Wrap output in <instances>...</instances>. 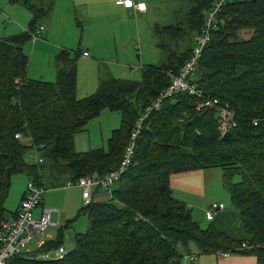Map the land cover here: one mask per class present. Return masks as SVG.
Instances as JSON below:
<instances>
[{"label": "trees", "instance_id": "obj_1", "mask_svg": "<svg viewBox=\"0 0 264 264\" xmlns=\"http://www.w3.org/2000/svg\"><path fill=\"white\" fill-rule=\"evenodd\" d=\"M187 1V29L174 24L156 29L170 39L167 45L156 40L167 62L144 65L136 80L102 78L95 93L80 98L78 50L61 49L56 55L55 81L27 75L24 44L56 0H10L23 4L33 18L25 32L0 39V216L10 213L5 200L14 174L24 173L42 185L49 177L52 187H59L69 179L118 168L137 121L167 89L170 73L177 74L191 56L194 38L216 2ZM216 25L194 76L203 97L178 93L144 119L133 161L112 186V196L93 198L78 210L75 217L86 214L89 224L75 233V245L62 258L36 256L63 244L74 217L32 255L18 254L8 264H173L182 259L178 246L190 251L196 245L208 253L244 241L250 246L234 251L255 254L257 263L264 264V0L227 2ZM186 30L195 33L189 40ZM242 30L250 31V37H242ZM207 98L235 112L237 125L228 136L218 129L216 107L198 109ZM104 109L118 110L121 126L106 147L78 152L75 135ZM17 133L31 136L32 144L17 139ZM34 147L40 163L28 156ZM215 167L223 170L243 238L232 237L211 220L203 226L192 207L173 193L171 174Z\"/></svg>", "mask_w": 264, "mask_h": 264}, {"label": "crops", "instance_id": "obj_2", "mask_svg": "<svg viewBox=\"0 0 264 264\" xmlns=\"http://www.w3.org/2000/svg\"><path fill=\"white\" fill-rule=\"evenodd\" d=\"M9 1L10 0H0V11L3 8L4 15L6 16L5 19L0 15V39L25 32L29 29L28 24L31 23L33 18L31 11L23 7L22 4H11ZM147 4V12L140 13L136 16L131 13L128 8L119 5L118 0H56L51 12L45 18V23L43 21L40 22L41 25L45 27L43 36L36 41L30 39L31 43L28 41L24 44L23 48L25 54L29 56L30 53L31 55V63L27 71L28 77L50 82L55 81L57 78V69L52 63L61 49L78 50L79 52L77 96L80 98L93 94L98 90L103 74L105 77L113 76L116 78H124L130 75L131 72L129 71V67L137 68V66L134 65L136 62L134 30L132 33L131 29L129 31L130 41L128 39L121 40L122 47H119L117 44L115 33L112 39L108 38V30L113 25L115 29V24L117 23L119 25L122 22H127V20H132L133 16L138 17L140 15L141 19L150 16L158 7V4L156 0H147ZM7 15H10L12 20L6 21ZM4 20L7 22L6 24L3 22ZM83 23L89 24L86 34L93 30L97 34L98 40L93 37V35L91 39L83 40L85 31ZM79 26L81 27L80 33L78 32ZM118 35L124 38L119 28ZM83 52H88V56H84ZM151 53L154 54V50L151 51ZM142 55V51L138 53V56L141 57ZM115 57L120 61L114 60V62L112 59ZM141 65L142 67L144 65L146 66V64ZM148 65L157 64L150 63ZM107 110L109 109H104L101 115L104 114L108 116ZM89 123L85 130L86 132L89 130ZM106 131L108 132V128ZM78 148L93 149L91 137L88 135V137L85 138L82 135H77L75 138V149L79 152ZM215 170L207 168L171 174L170 182L173 193L178 199L185 201L190 206L196 207L201 205L205 207V216L203 217H205L207 221H215L220 229L234 238H243L246 234L241 218L235 209H226L227 202L225 199H227V196L221 188V182H219V184L215 183V180L219 181V178L222 179L223 182V173L218 174ZM14 175L12 177V185L13 180L17 178L20 179L21 182L19 181L18 187L15 190V192H17L15 205L10 206L11 208L6 207L9 212L17 210L29 180L27 175L26 177ZM14 177L16 178L14 179ZM55 189H52V195L51 192H49L43 200L42 205L54 209L52 214V225H57L59 228L70 219L74 218L78 210L87 203H85L81 188L78 186L67 187V192L61 196H58V190ZM93 198L103 200L110 198V196L101 188H96L93 192ZM207 198L211 200L209 205L213 201H221L225 204L223 208L215 211L214 218L212 219L206 217L207 205L204 202L207 201ZM196 199L203 200L202 204L195 202ZM40 209L41 207L36 210L38 215L40 214ZM193 212L195 213L194 210ZM77 220L78 219L75 217L69 228H75ZM77 232H81V230H77ZM49 236L48 238L50 239L55 237V234L49 233ZM198 261L199 259L197 262ZM202 262L208 263V259L204 258ZM215 264L258 263L255 254L233 252L228 256L220 255V259L218 258Z\"/></svg>", "mask_w": 264, "mask_h": 264}, {"label": "built area", "instance_id": "obj_3", "mask_svg": "<svg viewBox=\"0 0 264 264\" xmlns=\"http://www.w3.org/2000/svg\"><path fill=\"white\" fill-rule=\"evenodd\" d=\"M229 1L231 0H216L212 9L208 11L203 27L194 38L191 56L185 61L177 74L170 73L171 82L167 89L159 94V96L147 107L143 116L137 121L136 128L131 134L130 141L125 148L124 157L118 168L104 175L92 173L77 179H69L61 185L62 187H80L85 203H89L92 200L93 192L96 188H101L106 191L109 196H112V186L120 179L121 175L133 161L136 140L144 119L153 110L159 109L164 100L178 93H188L196 97H203L199 85L194 80L196 68L204 48L211 40L213 31L217 28V17L224 5ZM118 3L128 8L131 13L136 16L148 10L147 0H118ZM44 29V25H41L32 33L33 41L43 36ZM88 54V52H83L84 56H88ZM213 107H216L218 110L220 125L224 130L223 134L236 127L237 122L235 113L229 109L228 105L220 104L218 99L212 98H207L199 104V108ZM15 137L29 145L33 142L31 136H25L22 133H17ZM34 151L36 153V158L34 159L38 161V163L42 162V159L38 157L36 147H34ZM45 190L46 188L44 185L29 179L17 210L0 216V264H8L9 259L18 254L32 255L35 248L41 247L46 240L49 239L46 238L50 237L49 234H46V230L52 224L54 209L42 205ZM224 206L225 204L221 201L211 202L206 209V217L208 219L214 218L215 211ZM39 207H41L40 214L36 216L35 212ZM32 241L35 242L34 246L31 245ZM249 246V243L244 241L240 246L228 250L219 249L216 253L221 256H228L235 252L234 250H241ZM67 252L68 250L62 244L56 248L38 253L36 256L41 259H56L64 257ZM180 255L182 258L181 260L185 262L197 258L196 253H185Z\"/></svg>", "mask_w": 264, "mask_h": 264}, {"label": "rangeland", "instance_id": "obj_4", "mask_svg": "<svg viewBox=\"0 0 264 264\" xmlns=\"http://www.w3.org/2000/svg\"><path fill=\"white\" fill-rule=\"evenodd\" d=\"M156 2L158 4V7L154 10L153 13L150 14V16L143 17L142 19H141L140 15L138 17L133 16L132 20H127V22H122L119 25L117 23V24H115V29H114V25H113L108 30V38L112 39V37H114V33H115V35L117 37L116 41H117V44L119 45V47H122V45H121L122 41L121 40L128 39L130 41L129 31L131 29V33H132L134 30V40H135L134 50H135V56H136V62L134 65L137 66V68H135V67L130 68L129 67V71L131 72V74L124 77L126 79H134V80L140 79L141 78V72H142V65L141 64L148 65L150 63H155L157 65H160L164 62H167V53L165 52V50H162L159 47H157L156 40L161 39L164 42V44L167 45V44H170V39L165 33L159 34L156 31V29L158 27H162L164 25L174 24L176 26H181V27H184L185 29H187L188 24L186 22V15L188 14L189 9L191 7V4L187 0H156ZM11 4H17V3H11ZM19 4H21V3H19ZM22 6L25 7L23 4H22ZM0 15L6 19V16L4 15L3 8L0 11ZM47 15H49V14H47ZM47 15H45L41 19V21H43L44 23H45V18L47 17ZM144 15H146V14H144ZM7 16L8 17H7L6 21L12 20L11 19L12 17L10 15H7ZM6 21L4 20L3 22L6 24L7 23ZM28 25L30 27L31 23H29ZM88 25H89L88 23H83V26L85 27L83 40L91 39L92 35H93V37H95L98 40V36L93 30L86 34V32L88 31L87 30ZM80 26L78 27L79 33L81 32ZM118 28L123 33L124 38L122 36L118 35ZM186 31L189 34L186 37L187 40H189L190 35H195L194 32H190L189 30H186ZM240 32H241L242 37H244V38H249L251 35L250 31L247 32L246 30H242ZM79 37H80V35H79ZM29 43H31L30 40H29ZM128 44H129V42H128ZM137 48H138V50H137ZM153 50L155 52L154 54L151 53V51H153ZM141 51L143 52V55L140 57V56H138V53H141ZM149 51H150V53H149ZM112 60L113 61L114 60L120 61L116 57ZM29 61H30L29 62V64H30L31 63L30 53H29ZM52 65H54L56 68V59L55 58H54ZM103 78H105L104 74H103ZM224 105H228V107L230 109L229 104L226 103ZM198 109H199V107H198ZM107 113H108V116H105L104 114L101 115V113H100L97 117L92 118L90 120L91 122L89 121L90 123L88 126V129H89L88 132H86L85 130L82 132H79L80 134L77 133L75 135V138L77 135H82L85 138H87L89 135L91 137V140H92L93 149H97L100 147H106L109 138L112 136L113 130H115L114 128H116V127L119 128L121 126V121H122L121 113L118 110H107ZM217 122H218V129H219L220 133L223 135L224 130L220 125L219 113H218ZM236 122H237V120H236ZM107 128H108V132L106 131ZM109 129H110V131H109ZM32 150L33 151H30L28 153V156L30 157V159L32 161H34V158H36L35 157L36 153H35L34 149H32ZM86 150L89 151L90 149H79V152H81V151L85 152ZM212 169H214V170L220 169V170H215L216 173H218V174L223 173V170L221 168H212ZM16 175L26 177V174H23V173L15 174L14 176H16ZM15 178L16 177H14V179ZM19 181H20V179H18V178L13 180V185L11 187V191L9 192V195L5 200V206L6 207L11 208L10 206L15 205V201H16L15 197L17 194V192H15V190L18 187ZM219 182H221V188H222L224 194H226V196H227V199H225L227 202V208L226 209H236L232 203V200H231V193L228 191L227 187H225L224 183L222 182V179L219 178V181L215 180V183L219 184ZM44 185H45L46 190L44 192L43 200L49 194V192H51V195L53 194L52 189L57 188L55 190H58L57 191L58 196L65 194V192H67V190H68L62 186L52 187V185L50 184V178L49 177L45 178ZM206 200L207 201L204 203H206L207 208H208L209 202L211 200L209 198H207ZM202 201L203 200H197V199L195 200V202L200 203V204H202ZM191 207L195 211V213L193 212L194 219H197V220L201 219L202 221H199V222L203 226H207V225H209V223H211V221H213V220L207 221L206 218L203 217V216H205V211H204L205 207H203L201 205L196 206V207H194V206H191ZM35 214H36V216L38 215L37 212ZM77 219L78 220H77L75 228H72V227L69 228L68 227L64 231L63 245L67 250H69L70 248H72L75 245V233L77 232V230L85 231L88 227V224H89V220H88V217L86 214H81ZM213 222H215V221H213ZM57 232H58V226L52 225V224L46 230V234L51 233L53 235L55 234V236L57 235ZM46 238H48V237H46ZM31 245L34 246L35 242L32 241ZM178 251H180L179 254L196 253L197 258L193 259V260H189L186 263L184 260H180V261L175 262L173 264H215L216 260L218 258L220 259V255H218L216 252L204 253L196 245H192V248L190 251L184 249V247H182V246H178ZM204 258L208 259V263L202 262L204 260ZM198 259H199V261L197 262Z\"/></svg>", "mask_w": 264, "mask_h": 264}, {"label": "water", "instance_id": "obj_5", "mask_svg": "<svg viewBox=\"0 0 264 264\" xmlns=\"http://www.w3.org/2000/svg\"><path fill=\"white\" fill-rule=\"evenodd\" d=\"M229 134H230V132L226 133L224 136L226 137V136H228Z\"/></svg>", "mask_w": 264, "mask_h": 264}]
</instances>
